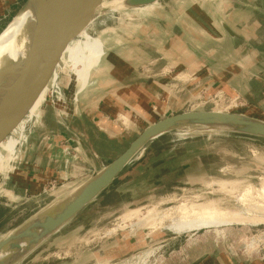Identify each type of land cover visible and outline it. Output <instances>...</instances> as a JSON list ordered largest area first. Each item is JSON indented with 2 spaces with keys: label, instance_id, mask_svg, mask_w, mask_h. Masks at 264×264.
Segmentation results:
<instances>
[{
  "label": "rangeland",
  "instance_id": "1",
  "mask_svg": "<svg viewBox=\"0 0 264 264\" xmlns=\"http://www.w3.org/2000/svg\"><path fill=\"white\" fill-rule=\"evenodd\" d=\"M25 1L19 2V8ZM118 1L103 0L105 13L99 14L85 34L68 46L52 83L56 93H51L50 88L30 140L0 176V218L8 215L0 225V239L39 210L66 199L89 179L90 165L94 164L97 169L106 167L154 122L190 111L258 116L254 107L247 106L238 94L227 93H232L229 90L223 93L209 92L201 86L197 89L200 81L197 76L190 75L187 62L183 71L185 87L181 92L170 87L173 92L169 94L162 86L160 91H154L155 103L162 98L167 100L169 95L171 101L178 99L185 103L183 107L170 113L162 112L157 105L153 110L143 107V110L137 109V113H144L142 117L137 115L136 120H133V114L137 113L133 112L132 118L131 107H128V117L121 118L117 112L120 104L138 107L143 101L138 95L128 93L135 89L137 75L161 76V71L169 67L162 60L161 27L158 28L154 21L168 19V9L163 11L161 7L177 0H160L159 6L149 12L114 7ZM249 1L264 7V0ZM183 6L184 10L190 9L189 1L183 0ZM235 15L238 16L236 23H251L242 17L245 14ZM137 22L143 28L137 30ZM137 37L144 39L135 41ZM250 39L259 42L264 36L252 34ZM82 42L83 49L91 55L88 62L73 67L70 50ZM171 69H174L172 65L166 68ZM79 71L84 74L83 80L78 78ZM156 80L160 82L161 79ZM172 83L177 85L175 80L170 81ZM259 93L261 98L254 102L264 113V88ZM42 100L43 93L33 109ZM80 103L89 104L85 109L87 128L77 124L74 138L85 143L87 152L92 148L90 153L99 150L103 154L102 158H92L90 162L84 157L85 153L77 149L69 127V130L66 128L72 122L74 108ZM94 116L107 120L111 127L113 125V130H102L107 139H112L106 145L93 139L96 135L90 131V119ZM260 119L264 121V116ZM101 136L100 141L104 138ZM11 145L14 147V141L8 140L3 147L8 150ZM158 159L174 161L165 164ZM27 182L36 184L39 191L36 187L28 191L23 189ZM263 185V139L202 128L173 131L150 142L110 187L17 264H178L184 253V242L189 239H192L189 245H196L207 253L212 247L221 264L226 257L235 264L263 258L264 221L258 218L264 217V213L261 214L260 208L245 209L249 202L263 205L259 194ZM246 187L250 198L243 206L237 199ZM182 204L211 205L228 215L236 213L249 219L243 223L232 222L226 226L176 234L166 228L169 222L161 221L160 216Z\"/></svg>",
  "mask_w": 264,
  "mask_h": 264
},
{
  "label": "water",
  "instance_id": "2",
  "mask_svg": "<svg viewBox=\"0 0 264 264\" xmlns=\"http://www.w3.org/2000/svg\"><path fill=\"white\" fill-rule=\"evenodd\" d=\"M159 1L119 0L114 7L136 9ZM102 3L103 0H26L2 30L1 33L12 24L18 26L13 53L3 56L0 65V176L30 140L65 50L99 14L105 13ZM233 3L264 14L250 4L237 0ZM42 93L41 104L33 109ZM190 128L264 140V121L237 113L190 111L154 122L66 199L39 210L3 236L0 264H17L32 254L110 187L150 142ZM8 140L14 141L12 151L3 147ZM6 219L7 216L0 218V225Z\"/></svg>",
  "mask_w": 264,
  "mask_h": 264
},
{
  "label": "crops",
  "instance_id": "3",
  "mask_svg": "<svg viewBox=\"0 0 264 264\" xmlns=\"http://www.w3.org/2000/svg\"><path fill=\"white\" fill-rule=\"evenodd\" d=\"M188 1L190 5V9L188 10H184L183 0H177L174 1L172 5L161 7L163 11L168 9L169 18L161 22L154 21L158 28L161 27V35L163 39H165H161L162 60L167 62L169 67L172 65L176 70V74L174 75L175 72L170 74V72H173L174 69L166 70V68L169 69L167 66L165 70L161 71V76L160 74L157 75L151 73L149 76L144 74L137 75L135 78V89L130 90L128 93H134L138 95V98L140 97L143 99V101L138 107L120 104L117 109L118 115L121 118L124 116L127 118L128 114L126 111L128 110V107L132 108H130L131 116L133 112L135 113L137 111V109L143 110V107H145V109L149 107V110H153V108L157 105V107L165 113H170L171 110L183 107L185 103L179 101L178 99L176 101L179 102L174 103L175 100L171 101L169 99V95L167 100L162 98L160 102L155 103L154 91H160L162 86L169 91V94L173 92L170 90V87L173 88V90L176 88L177 92H181L185 87L186 77L183 74V71L186 70L185 65L188 62L187 65H189L190 75H194V77L197 76V80L200 81L197 82V89L201 86L205 87L209 92L218 91L226 93V90H229L232 93H227L231 95L236 96L238 94L247 106H252L257 110V118L251 117L261 120L260 117L264 116V113L260 106L254 101L255 99L257 100L261 98L259 92L260 89L264 88V40L255 42L250 39V36L252 34H258V36L263 38L264 14L259 11H255L250 7L248 8L237 5L233 3V0ZM237 1L250 4L264 11V7L256 5V3L252 1ZM19 2H21V0H0V33L19 10ZM157 6H159V4L155 3L147 7L136 8L132 10L138 12H149L157 8ZM170 6H173L174 9ZM238 13L245 14L242 15V17L245 20H251V23H236L235 20L236 17L238 18V16L235 14ZM138 23L140 22L135 24L138 26L136 27L137 30L139 28H143L140 27L142 25ZM84 34L85 32L82 33V35ZM143 39L144 38L139 39L137 37L135 41H142ZM83 45L84 42L78 44V47L70 50L73 67H77V64H81V62H88V57L91 54H89V51L87 52L85 49H83ZM68 49L69 48L67 47L65 51ZM165 72L167 74H165ZM78 78L81 80L84 79V74L81 71L78 72ZM156 78H160V82H155L157 81ZM174 80L177 81V87L173 83L170 84V81ZM158 88L159 90H155ZM249 100H252L255 104H252ZM87 106H89V104L80 103V105H77L74 108L75 110L73 112L74 116L72 118V122L71 124H67L66 128L68 129L69 127V134L74 139L77 149L81 153H85L84 157H86L87 161L90 162V160H96L99 159V157L102 158L103 154L100 153L101 151L99 152V150H96L98 153H90L92 148L87 152L84 148L85 143L77 138L75 140L73 135L74 132L76 133L75 128L77 124H80L85 129L87 128L85 125L87 122L86 116H88L85 113ZM62 109L64 108L62 107ZM142 113L140 112V114H133V120L138 118L137 115L142 117ZM248 116L250 117V115ZM90 120L92 121V125L90 126L92 130L90 131L95 133L96 137L93 139L97 140L95 141L96 143L101 142L102 145H106L108 140H112L109 137L107 139V136L105 137L103 135L105 134L104 131H102L103 129L106 130L105 128L113 130V125L111 127L110 122L102 119L100 116H94ZM86 131L87 133H92L89 130ZM99 136L102 138L104 137L105 139L103 138L100 141L98 140ZM87 143L89 144V142ZM92 143L94 144V141H92ZM12 149L13 145L8 146V150L12 151ZM90 155L93 157H90ZM158 160H161V163L165 164L166 162L169 164L170 162L174 161L173 159L166 162L165 160L162 161V159ZM90 166V177L94 172H100L102 170L97 169L94 164ZM31 182L33 181L31 180ZM36 183L39 185L37 179ZM32 187H36L38 189L36 184L34 186L29 182H27L25 187L22 188L28 191L31 190ZM37 191H39V189ZM191 240L192 239H189L184 242V253L178 264H221V262L217 261L214 255V249H212V247H210L209 252L207 253L205 249L197 248L196 245H189L191 244ZM225 259L226 260L223 262V264H235L229 257H226ZM244 264H264V258H253Z\"/></svg>",
  "mask_w": 264,
  "mask_h": 264
},
{
  "label": "bare ground",
  "instance_id": "4",
  "mask_svg": "<svg viewBox=\"0 0 264 264\" xmlns=\"http://www.w3.org/2000/svg\"><path fill=\"white\" fill-rule=\"evenodd\" d=\"M17 29H18V26L16 24H12L3 33L0 34V65H1V60L3 56H6V55L10 56L13 53V39L16 35ZM259 192H260L259 194L262 196V200L264 201V185L262 186V189ZM249 194H250V191L247 189L242 194L240 193L239 197L236 195L238 197V199L236 198L238 201V204L240 203L241 205L246 206V202H247L246 200L250 198ZM195 202H198V201L196 200ZM249 203L250 204L247 205L245 208L247 211L256 210L260 208L262 212L261 214L264 213V203L263 202H260L261 204L263 203V205H260V204L257 205L254 203L252 204V202H249ZM198 205L186 206L182 204L181 206H177L176 208H174L172 212H169L168 210L169 213L166 212L167 214L165 213L162 216H160V219L161 221L162 220L168 221L169 224L166 228L176 234L188 233V232L196 231V230L203 229V228H209V227L226 226V225H230L232 222L243 223L249 219V217H242L236 213L234 215H228L226 214L228 212L225 213L219 208L213 207L211 205H207V206H200V205L198 206ZM130 217L128 216V218ZM259 217L261 218L263 216L260 215ZM128 218L127 219L124 218V219L128 220ZM260 218H258V220L264 221V217L262 219ZM138 222L140 221L138 220Z\"/></svg>",
  "mask_w": 264,
  "mask_h": 264
},
{
  "label": "built area",
  "instance_id": "5",
  "mask_svg": "<svg viewBox=\"0 0 264 264\" xmlns=\"http://www.w3.org/2000/svg\"><path fill=\"white\" fill-rule=\"evenodd\" d=\"M54 87H55V86H52V87H51V93H53V92L56 93V91L53 90ZM56 90H57V89H56ZM263 249H264V248H263ZM263 258H264V257H263Z\"/></svg>",
  "mask_w": 264,
  "mask_h": 264
},
{
  "label": "trees",
  "instance_id": "6",
  "mask_svg": "<svg viewBox=\"0 0 264 264\" xmlns=\"http://www.w3.org/2000/svg\"><path fill=\"white\" fill-rule=\"evenodd\" d=\"M19 9V8H18Z\"/></svg>",
  "mask_w": 264,
  "mask_h": 264
}]
</instances>
